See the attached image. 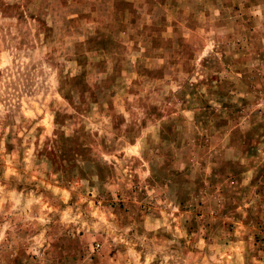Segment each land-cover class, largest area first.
Instances as JSON below:
<instances>
[{"label":"rangeland","instance_id":"374dc122","mask_svg":"<svg viewBox=\"0 0 264 264\" xmlns=\"http://www.w3.org/2000/svg\"><path fill=\"white\" fill-rule=\"evenodd\" d=\"M0 264H264V0H0Z\"/></svg>","mask_w":264,"mask_h":264}]
</instances>
